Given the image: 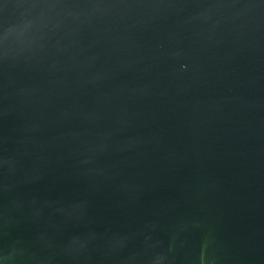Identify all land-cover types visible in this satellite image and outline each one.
<instances>
[{"label": "water", "instance_id": "1", "mask_svg": "<svg viewBox=\"0 0 264 264\" xmlns=\"http://www.w3.org/2000/svg\"><path fill=\"white\" fill-rule=\"evenodd\" d=\"M0 264H264V0H0Z\"/></svg>", "mask_w": 264, "mask_h": 264}]
</instances>
